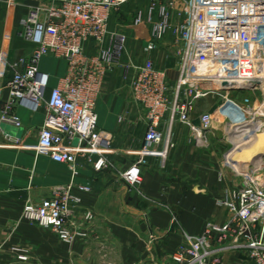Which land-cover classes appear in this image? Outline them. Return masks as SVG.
<instances>
[{
	"label": "built area",
	"instance_id": "1",
	"mask_svg": "<svg viewBox=\"0 0 264 264\" xmlns=\"http://www.w3.org/2000/svg\"><path fill=\"white\" fill-rule=\"evenodd\" d=\"M133 1L51 0L48 8L32 9L21 22L20 35L36 49L13 65L11 98L2 108L1 124L21 127L17 105L32 112L43 109L37 155L65 164L73 178L79 175V159L103 172L112 167L110 156H134L136 161L120 177L143 196V166L152 157L165 161L175 146L171 130L177 122L189 129L200 148L208 146V134L220 123L240 131L239 136L228 137L236 145L264 136V98L256 103L248 95L260 90L264 97V0H150L147 8H138L131 29L147 42V52L173 36L176 80L153 61L136 64L129 57V36L110 29L113 15ZM45 57L67 63V72L54 89L50 76L40 69ZM118 67L126 79L133 74V99L147 128L136 151L114 149L112 136L97 129L96 106L103 84ZM208 97L217 100L215 108L196 118L197 102ZM263 157L264 148L239 166L224 162L240 179L232 198L220 202L230 219L222 225L206 224L199 236L185 234V243L172 256L174 264H224L229 251H245L254 264H264ZM75 187L91 192L90 187L74 183L56 187L49 199L28 201L22 220L51 230L70 248L87 240L95 215L86 212L83 222L75 220L82 203ZM12 253L20 263L30 260L28 248L15 247Z\"/></svg>",
	"mask_w": 264,
	"mask_h": 264
},
{
	"label": "crops",
	"instance_id": "2",
	"mask_svg": "<svg viewBox=\"0 0 264 264\" xmlns=\"http://www.w3.org/2000/svg\"><path fill=\"white\" fill-rule=\"evenodd\" d=\"M50 1L0 0V264H174L172 256L185 243V234L199 236L206 224L222 225L230 219L220 202L231 199L240 183L224 167L226 160L234 163L232 152L214 142L198 147L189 129L177 122L171 130L175 146L165 161L152 157L143 166V196L120 177L136 161L134 156H110L112 167L103 172L79 159V175L73 178L65 164L37 155L44 110L32 112L17 105L21 127L1 124V113L11 98L13 65L31 57L36 49L21 37V22L32 9L50 7ZM136 2L134 12L147 8L150 0ZM132 31L128 33L129 57L139 65L153 61L176 80L179 68L173 36L168 35L156 51L147 52V42ZM40 69L50 76L54 89L65 76L67 63L45 57ZM132 75L126 79L124 69L116 68L106 78L96 106L98 131L111 135L113 148L120 151L139 150L147 131L143 111L133 99ZM208 106L197 102L196 118ZM161 128L167 129L165 124ZM71 183L91 188L82 192L75 187L74 193L82 200L75 220L83 222L86 212L95 215L88 224L89 238L72 248L51 230L22 220L28 201L49 199L54 188ZM15 247L28 248L30 260L20 263L12 253ZM224 264L254 262L245 251H229Z\"/></svg>",
	"mask_w": 264,
	"mask_h": 264
},
{
	"label": "rangeland",
	"instance_id": "3",
	"mask_svg": "<svg viewBox=\"0 0 264 264\" xmlns=\"http://www.w3.org/2000/svg\"><path fill=\"white\" fill-rule=\"evenodd\" d=\"M136 3H137L136 1H133L132 3H130L129 5L124 7L120 13L113 15V17L110 21V29L111 30L119 31V32H125L127 35L129 32H133L131 29V24H132V19H133L134 6ZM220 91L223 92L224 90L222 88H220ZM248 95L256 103L261 102L264 98L263 92H261L260 90H256V91H254V93L250 92V94H248ZM201 103L202 104L206 103V105H209V106L207 108H205L203 111H201V112L199 111V113H198L199 115L201 113H204L207 111H212L215 108L217 100L212 98V97H208L206 99H202ZM226 130H227V132H226ZM232 130L233 129H231V128L226 129L224 124H221V123L216 124L215 130L212 131L210 134H208V142L209 143L214 142L215 144H223L224 146H226L228 148V152H232L233 155L231 158H233V159H235V156L237 154H239L241 151L244 152V149L246 146H249L250 150H251V146H253L255 143L259 142V140L257 139V136H255L252 139L248 140L247 142H243L241 145L233 144L230 140H228V137H230V135H232V137L237 136V135L239 136L240 131H238V130L232 131ZM230 131H232V134L230 133ZM224 132H226V133H224ZM260 137L262 138L263 136L261 135ZM254 155H256V152L254 154V150H251L247 156L239 157V159H235L234 162L235 163L237 162L238 164L243 163L245 160H249V157L251 158ZM229 171H230V169H229Z\"/></svg>",
	"mask_w": 264,
	"mask_h": 264
},
{
	"label": "bare ground",
	"instance_id": "4",
	"mask_svg": "<svg viewBox=\"0 0 264 264\" xmlns=\"http://www.w3.org/2000/svg\"><path fill=\"white\" fill-rule=\"evenodd\" d=\"M260 136H261V135H258V136H257V139L259 140V142H258V143H255L253 146H251V150H254V154H255V152H256V155H254V156L251 157V158H254V157L258 156V154H260V153L262 152L263 148H264V136H263L262 138H261ZM251 150H250V147H249V146H246L245 149H244V152L241 151L239 154H237V155L235 156V159H239V157L247 156ZM242 152H243V153H242ZM241 153H242V154H241ZM232 155H233V154H232ZM244 158H245V157H244ZM251 158L249 157V159H251ZM232 159H233V158H232ZM235 159H233V160H235ZM234 163H235V162H234Z\"/></svg>",
	"mask_w": 264,
	"mask_h": 264
},
{
	"label": "water",
	"instance_id": "5",
	"mask_svg": "<svg viewBox=\"0 0 264 264\" xmlns=\"http://www.w3.org/2000/svg\"><path fill=\"white\" fill-rule=\"evenodd\" d=\"M243 87H246L247 88L248 86H243Z\"/></svg>",
	"mask_w": 264,
	"mask_h": 264
}]
</instances>
